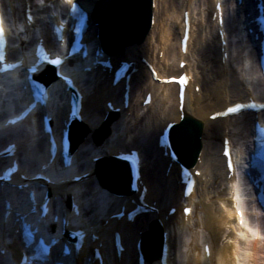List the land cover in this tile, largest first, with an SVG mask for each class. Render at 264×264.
Masks as SVG:
<instances>
[{
  "label": "bare ground",
  "instance_id": "6f19581e",
  "mask_svg": "<svg viewBox=\"0 0 264 264\" xmlns=\"http://www.w3.org/2000/svg\"><path fill=\"white\" fill-rule=\"evenodd\" d=\"M20 1V3H18ZM25 1L33 3L35 11L37 14L46 12L48 9L44 8L42 10L43 0H1L4 5H12L13 13H20L24 9ZM57 0H44L46 4L53 3ZM90 2L91 5L96 3V0H84ZM195 1L190 0L189 5L185 6L184 0H155L156 11H155V24L153 26L152 35H149V39L145 41L144 44L129 45L126 44L124 50L128 52L130 57H134V53L143 54L144 57L149 58L150 62H153L156 68L162 74H176L179 69L177 68L178 54H176V47L178 43V37L182 32L181 23V13L186 8L190 9V19L192 24H194V30L191 32V41L187 47V54L185 58L187 60V68L192 72L195 83H199L201 86L200 97L198 98L193 92V87L190 85L186 91L185 98V110L188 115L193 116L196 120L202 123V156L203 159L201 169L202 174H204L206 181H201L198 178L197 185L194 188L192 197L187 199L189 204H192V213L189 216V220L185 223L182 220V216L177 214L170 221L172 223V228L169 230V246H170V257L169 264H262L264 260V241H255L252 239L253 234H259L256 230L254 224L251 223L255 219L251 216V212H248V208L243 199L242 189L240 188L239 181L236 184V195L238 199V207L243 209L244 216L243 226L238 227L235 224V214L234 210L231 209L229 197L226 196L225 187H219V183L216 182L218 178L219 181L225 183V162L220 156L218 157L219 148L221 143H215V139L222 135V125L228 127V136L231 139L233 156L235 160L240 162V160L245 161L247 138L252 134V123L253 115L250 113H240L239 115L226 117V119L207 120L206 116L215 110L220 111L224 109V97L234 100H245L247 94L250 93L255 95L260 99H264V80L259 75V70L256 61L257 51L254 46H250L247 50L242 45H237L234 42V38L237 37L235 33V22L237 19L235 17H228L226 15V30L229 39V61L225 64H221L220 55L218 50V36L215 31V24L210 22V6L213 3L212 0H198V12H195ZM39 2V4L37 3ZM59 0L57 1V4ZM202 5V6H201ZM227 8L228 5L226 4ZM19 7H21L19 9ZM18 15V14H17ZM17 15H10L9 18L18 19ZM20 15V14H19ZM18 15V16H19ZM18 22V21H17ZM18 24H20L18 22ZM43 25V22H40ZM208 29L209 35L214 31V36L211 37L214 49L216 50V56L211 60V67H206L208 65V58L205 56L206 51L203 46L202 34ZM32 31L27 34V37H31ZM45 37L48 43L51 44L50 34L48 31ZM233 39V41H232ZM248 53H246V52ZM162 52V57L159 58V53ZM234 52L236 55L234 56ZM191 58V57H193ZM255 57L254 69L251 68L250 71H246L242 68L245 60L248 58ZM184 58V59H185ZM207 60V61H205ZM165 61L168 66L165 67L164 64L160 63ZM236 63L241 70L246 72L245 76L250 77V82L247 78L241 76V70L237 71V68H232L230 63ZM214 67V68H213ZM252 75H257L254 78ZM89 83L91 86L87 87L86 96L84 100V113L89 119L90 129L86 131L84 138L79 142V151L76 158L84 159L86 161L85 167L87 165V157L89 153L93 152H104L107 150L126 148L131 146H138L143 156V177L145 182L148 184L149 196L159 198V205L162 208H166L167 205L180 203L181 200L177 196L178 191L176 190V180L178 179V172L176 167L173 166L168 179L164 178V167L167 161L160 159V152L155 149V138L159 131V128L168 121V119L177 118L178 108H177V96H176V86L173 84L169 86H157L156 83L151 82L150 73L143 68L138 73L133 74L131 80V108L132 115L125 117L124 115L118 116L113 122L109 124L112 130L111 137H106L102 144L95 145L92 141L93 139V129L99 124L101 118L103 103L107 98L117 100L121 93V84L118 86H111L110 80L105 74L101 72H95L94 75H90ZM152 88L153 98L151 103L152 114L149 111L141 110L139 107V100L141 96L145 93L146 89ZM18 86L15 84L5 85L3 88V98H7V106H13L18 102L20 94L15 93V89ZM160 89L165 90V97L160 95ZM166 102V105H163ZM4 104H0V108ZM160 117H158V114ZM262 117V115H261ZM18 130L16 129L15 132ZM129 135L128 140H124L123 137ZM38 133L30 129L26 133V139H30L29 143H32L31 150L28 153L29 161L25 160L23 163L31 166L36 159H40L41 151L44 150V145L46 141L44 138L38 137ZM4 136L0 134V142H3ZM214 139V142L210 141ZM88 147L87 151L83 148ZM24 147H21V151L24 152ZM25 157V154L23 155ZM101 170V169H100ZM239 174L241 170L239 167L236 168ZM84 185H82L86 190H88V198L85 199L86 203L84 206H88L87 203L91 202L90 205L95 209L93 214H90L92 219L98 217L99 214H104L105 211H113L118 208L119 202L110 198L107 188L99 187L96 183V174L91 175ZM161 187H166L165 192L162 191ZM53 192L58 194L59 192L65 191L64 185H57L53 187ZM0 202V208H1ZM256 212L253 213L255 215ZM154 215H143L136 219L134 224L130 228L124 226L123 222L114 223L111 222L110 225L102 231L104 238L103 252L105 256L112 254V230L117 228L121 231L122 240L125 245H128V252L122 254V264H134V259L137 254L134 249V242L136 237H138L137 231L142 229L144 231H149L148 222L153 219ZM0 219V240L4 236L8 235L9 230L7 226H4ZM239 230V233L243 229L246 236L240 239L236 235L235 231L232 232V228ZM260 228V227H259ZM252 229V231H249ZM242 234V233H241ZM10 245L9 256L16 254L18 249V244L15 241ZM204 238H208L211 241L212 246V257L211 262L203 259L201 252V244ZM234 256L238 258L234 260ZM3 259V260H2ZM4 262V258L0 256V262ZM113 263L114 258L112 259ZM158 260H153L152 264H158Z\"/></svg>",
  "mask_w": 264,
  "mask_h": 264
},
{
  "label": "rangeland",
  "instance_id": "374dc122",
  "mask_svg": "<svg viewBox=\"0 0 264 264\" xmlns=\"http://www.w3.org/2000/svg\"><path fill=\"white\" fill-rule=\"evenodd\" d=\"M203 1L204 0H202V3H203ZM18 3H19V1H18ZM195 4H196V6H195V12H198V9L199 8H197L198 7V0H196L195 1ZM202 6V5H201ZM211 35L212 36H214L215 37V35H214V31H212L211 32ZM211 35H209V32H208V29H206L204 32H203V34H202V41L201 42H203V46L205 47V51H206V54H205V56H207L206 58H208V61L207 60H205V61H207V63H208V65H207V67L208 68H210L211 67V64H212V62H211V60L214 58V56H216V50L214 49V46H213V43H212V41H211ZM234 55H236V53L234 54ZM252 60H253V57L252 58H249V59H247V61H246V68H247V71H250V69L251 68H254V66H253V62H252ZM214 68V67H213ZM238 71H240V70H238ZM240 72H242V77H244V71L243 70H241ZM254 76V75H253ZM246 77H247V80L248 81H250V79H248L249 78V76L248 75H246ZM255 77V76H254ZM217 140H215V142L216 143H218V140H219V137H217L216 138ZM201 140V139H200ZM210 141H212V142H214V139H210ZM216 182H219V178H218V180L216 181ZM219 186L220 187H222L223 188V183H219Z\"/></svg>",
  "mask_w": 264,
  "mask_h": 264
},
{
  "label": "snow or ice",
  "instance_id": "6c2138e0",
  "mask_svg": "<svg viewBox=\"0 0 264 264\" xmlns=\"http://www.w3.org/2000/svg\"><path fill=\"white\" fill-rule=\"evenodd\" d=\"M2 34H3V28L0 27V35H2ZM53 63H57V61H53ZM180 82L183 83L184 82V78H181ZM234 110L235 109H231V108L229 109V111H234ZM229 167H230V165H229ZM240 215L242 216V214H240ZM241 223H243V220H241ZM0 228H2V225H0ZM249 231H252V229H249Z\"/></svg>",
  "mask_w": 264,
  "mask_h": 264
}]
</instances>
